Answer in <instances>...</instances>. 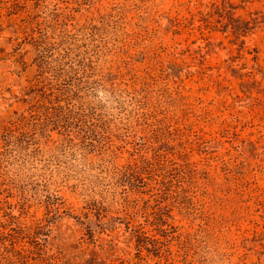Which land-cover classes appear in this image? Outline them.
<instances>
[{"label": "rangeland", "instance_id": "374dc122", "mask_svg": "<svg viewBox=\"0 0 264 264\" xmlns=\"http://www.w3.org/2000/svg\"><path fill=\"white\" fill-rule=\"evenodd\" d=\"M4 203L54 264H264V0H0Z\"/></svg>", "mask_w": 264, "mask_h": 264}, {"label": "trees", "instance_id": "16d2710c", "mask_svg": "<svg viewBox=\"0 0 264 264\" xmlns=\"http://www.w3.org/2000/svg\"><path fill=\"white\" fill-rule=\"evenodd\" d=\"M80 67H86V64L83 61H80ZM65 63L58 60V63L55 64V67L58 65V73L63 72V66ZM71 68V67H70ZM40 94V93H39ZM46 95V93H42ZM39 96V95H38ZM45 99V96H42ZM34 108L30 109L27 114L21 113L14 120L9 122V126H3L2 129V141L6 149H11L12 152H15L17 149H23L29 151L28 148L34 144L31 134L27 132L17 131L25 126L29 127L30 130H34L36 127L45 130L48 126H55V118L50 112L43 114V117L38 118L37 121H33L35 115L38 113L39 105H33ZM32 106V107H33ZM85 114H77L76 118V127L80 132H84L81 128L82 124L85 121ZM83 136V134H81ZM72 142V140H69ZM35 150V149H34ZM34 150H30L27 153H30ZM28 155V154H27ZM159 154H155L154 158L142 161V164H135L134 166H128L126 168L127 182L129 185L130 192L136 194H141L143 191H150L145 184V181L142 180L141 174L143 171L151 173L155 169V165L161 167ZM156 176L155 173L150 175V181H153ZM113 178H115L116 184L118 183V177L113 172ZM134 179L136 182H132L131 179ZM126 183V184H127ZM15 209L14 205L4 203L0 207V264H54L52 261L53 256L49 255L45 246L42 242L39 241L37 235H42L45 228L44 224L41 222L33 221H24L25 213L23 211L24 205L17 207ZM8 209V210H6ZM13 210H16L18 213H13ZM48 221V220H45ZM161 224H165V221L160 220ZM138 238H141L140 234H136ZM30 240V242H24V240ZM156 243H159L155 240ZM30 248H25L27 246ZM156 256H159V249L155 247L153 243Z\"/></svg>", "mask_w": 264, "mask_h": 264}]
</instances>
